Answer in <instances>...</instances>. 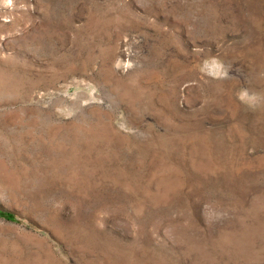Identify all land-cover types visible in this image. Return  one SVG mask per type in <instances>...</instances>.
<instances>
[{"label": "rangeland", "instance_id": "rangeland-1", "mask_svg": "<svg viewBox=\"0 0 264 264\" xmlns=\"http://www.w3.org/2000/svg\"><path fill=\"white\" fill-rule=\"evenodd\" d=\"M0 264H264V0H0Z\"/></svg>", "mask_w": 264, "mask_h": 264}, {"label": "bare ground", "instance_id": "bare-ground-1", "mask_svg": "<svg viewBox=\"0 0 264 264\" xmlns=\"http://www.w3.org/2000/svg\"><path fill=\"white\" fill-rule=\"evenodd\" d=\"M121 64V63H120ZM119 65V64H118ZM122 65V64H121Z\"/></svg>", "mask_w": 264, "mask_h": 264}]
</instances>
